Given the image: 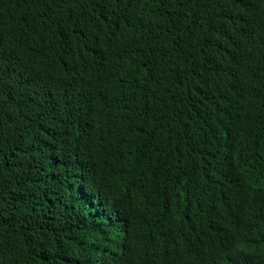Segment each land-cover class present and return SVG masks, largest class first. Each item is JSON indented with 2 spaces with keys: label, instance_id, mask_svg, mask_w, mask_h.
<instances>
[{
  "label": "trees",
  "instance_id": "trees-1",
  "mask_svg": "<svg viewBox=\"0 0 264 264\" xmlns=\"http://www.w3.org/2000/svg\"><path fill=\"white\" fill-rule=\"evenodd\" d=\"M169 251L264 264V0H0V264Z\"/></svg>",
  "mask_w": 264,
  "mask_h": 264
},
{
  "label": "bare ground",
  "instance_id": "bare-ground-1",
  "mask_svg": "<svg viewBox=\"0 0 264 264\" xmlns=\"http://www.w3.org/2000/svg\"><path fill=\"white\" fill-rule=\"evenodd\" d=\"M228 231V230H227ZM229 232H232V231H229ZM233 233V232H232ZM235 234H243V235H245L246 237H248V234L245 232V231H243V230H238V231H236V232H234ZM221 234H222V238H219V240L221 241V246L223 245V244H228V236H227V234H224L223 233V230H221ZM248 238H250V237H248ZM237 249V248H236ZM119 251H116L115 253H118ZM170 252V251H169ZM149 253V252H148ZM147 253V254H148ZM146 254V255H147ZM217 252H215L214 254H213V256H212V259L213 258H215V257H217ZM170 256H172V258L166 263V264H183V263H175V261H174V258H173V256H174V254H172L171 252H170ZM157 261V259L156 258H153V261H151V262H148L147 264H154V262H156ZM198 264H206L204 261H199L198 262Z\"/></svg>",
  "mask_w": 264,
  "mask_h": 264
}]
</instances>
